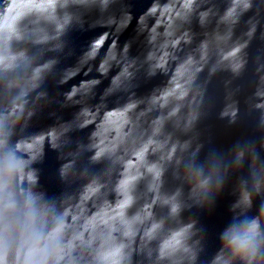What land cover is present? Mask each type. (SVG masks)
Wrapping results in <instances>:
<instances>
[{
    "label": "water",
    "instance_id": "1",
    "mask_svg": "<svg viewBox=\"0 0 264 264\" xmlns=\"http://www.w3.org/2000/svg\"><path fill=\"white\" fill-rule=\"evenodd\" d=\"M0 132V264H212L264 210V0H0Z\"/></svg>",
    "mask_w": 264,
    "mask_h": 264
},
{
    "label": "clouds",
    "instance_id": "2",
    "mask_svg": "<svg viewBox=\"0 0 264 264\" xmlns=\"http://www.w3.org/2000/svg\"><path fill=\"white\" fill-rule=\"evenodd\" d=\"M244 156L240 152L237 159ZM26 160L20 159L14 150L7 147L5 135L0 132V167L11 171L22 168ZM255 163V161H253ZM202 172V170H201ZM210 177L199 180V186H207ZM260 186L255 189L259 192ZM241 212L233 219L222 232L223 247L212 261V264H234L237 259L242 264H264V210L259 215L249 216L248 209L252 207V193L245 191L239 202ZM179 205H173V211L178 210ZM227 251L228 255L225 256ZM195 260V253L191 256Z\"/></svg>",
    "mask_w": 264,
    "mask_h": 264
},
{
    "label": "snow or ice",
    "instance_id": "3",
    "mask_svg": "<svg viewBox=\"0 0 264 264\" xmlns=\"http://www.w3.org/2000/svg\"><path fill=\"white\" fill-rule=\"evenodd\" d=\"M117 251H119V250L117 249Z\"/></svg>",
    "mask_w": 264,
    "mask_h": 264
}]
</instances>
